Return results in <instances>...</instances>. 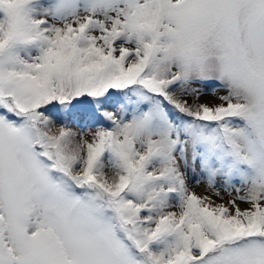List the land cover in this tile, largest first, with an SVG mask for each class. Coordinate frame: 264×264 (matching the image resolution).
Listing matches in <instances>:
<instances>
[{"label":"snow or ice","instance_id":"snow-or-ice-1","mask_svg":"<svg viewBox=\"0 0 264 264\" xmlns=\"http://www.w3.org/2000/svg\"><path fill=\"white\" fill-rule=\"evenodd\" d=\"M0 264H264V0H0Z\"/></svg>","mask_w":264,"mask_h":264},{"label":"rangeland","instance_id":"rangeland-1","mask_svg":"<svg viewBox=\"0 0 264 264\" xmlns=\"http://www.w3.org/2000/svg\"><path fill=\"white\" fill-rule=\"evenodd\" d=\"M199 191V190H198Z\"/></svg>","mask_w":264,"mask_h":264}]
</instances>
